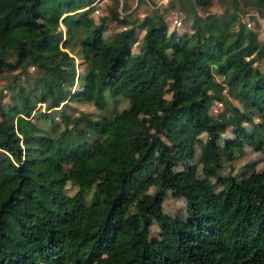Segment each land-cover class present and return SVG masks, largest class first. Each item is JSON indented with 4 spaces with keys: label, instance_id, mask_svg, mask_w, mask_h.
<instances>
[{
    "label": "trees",
    "instance_id": "1",
    "mask_svg": "<svg viewBox=\"0 0 264 264\" xmlns=\"http://www.w3.org/2000/svg\"><path fill=\"white\" fill-rule=\"evenodd\" d=\"M93 1L0 0V74L18 70L0 98V264H264V176L224 170L245 135L264 152V39L241 19L263 17L264 0L219 13L186 0L181 30L158 12L95 16ZM108 17L119 27L103 36ZM209 86L228 105L214 122ZM182 158L196 170L175 180ZM171 185L184 217L163 209Z\"/></svg>",
    "mask_w": 264,
    "mask_h": 264
},
{
    "label": "rangeland",
    "instance_id": "2",
    "mask_svg": "<svg viewBox=\"0 0 264 264\" xmlns=\"http://www.w3.org/2000/svg\"><path fill=\"white\" fill-rule=\"evenodd\" d=\"M186 0H175V6L173 8H169L167 10V4L169 3V0H94L92 3L95 5V9L92 12L95 16L106 14L109 15L110 9H116L121 14H127L131 19L134 21L139 20L143 15L145 14H151V13H162L168 17V20L170 21L171 27H175L178 30L183 29L185 26H188L190 22V18L187 16V13H185V10L182 6H185ZM91 3V4H92ZM230 0H214L210 7L208 9L212 11H222L226 6H229ZM182 5V6H181ZM252 10L250 11V13ZM84 16H82L83 18ZM242 21L243 23H247L250 25H254L259 30V35L262 39H264V16L257 15V19L251 20L248 16V13L242 14ZM108 27L106 30L103 31V36L108 35L109 33H112L115 29H117L119 26L116 23V21L110 17L107 18ZM62 28H64V25L61 24ZM141 31V30H140ZM138 29V40L134 43L139 42V34L141 33ZM133 43V44H134ZM138 44H134L133 48L136 49ZM78 60V59H77ZM18 70L13 71H5L2 74H0V98L2 97L3 101L7 98L6 95H9L8 91V84L13 81L14 73ZM29 74L31 76H34L38 73L37 69L33 66H30L29 69H27ZM43 77H45L48 80H52L53 73L43 74ZM212 80H221L220 74L214 73L212 75ZM11 91V90H10ZM222 93V96H225L227 98H231V96H228L227 92V86H224L223 89L220 90ZM206 92V91H205ZM207 92L209 93L207 107L204 108V116L206 117V120L208 122H214L217 119L218 112L221 110H227L228 105L223 103V101L219 99H215V95L212 93V88L209 86L207 88ZM2 101V102H3ZM125 98L121 97L117 101L116 105L118 107L122 106L125 103ZM44 102H41V107H44ZM77 107L90 110V111H97L95 108V105L91 102H77ZM256 111V110H255ZM225 134L230 135L232 132L230 130H226ZM251 137L252 135H245L242 138L243 143V151L239 153L234 159L232 160H225V167L224 170L230 171L232 173H236L237 175H244L247 172L251 170V168H254L261 176H264V152L262 150L255 149L251 144ZM222 143V141L220 142ZM199 155V148L197 147L196 152V158L198 159ZM150 163V170L147 177L142 178L138 182L133 184L134 189H140L145 187L149 180L154 176L156 173V170L158 169V165L154 160V156L152 155L149 159ZM196 170V164L195 160L193 158H182L178 164L174 167V173H173V179H179L182 176H185L187 174H191ZM197 173L199 175L202 174L200 163L198 164V171ZM76 189V184L67 181L61 186V192H60V204L61 209L64 205L65 201H68L74 191ZM163 209L168 212L171 215H179L184 217L185 216V200L181 192L177 189L175 185H171V192L169 195L165 197V199L162 202ZM151 213V212H150ZM149 236L152 240L158 241L160 240L161 233L160 228L158 226V223L156 219L153 217L150 230H149ZM163 238L165 236L163 235ZM102 256L99 257V259L96 262H93V264H102Z\"/></svg>",
    "mask_w": 264,
    "mask_h": 264
}]
</instances>
